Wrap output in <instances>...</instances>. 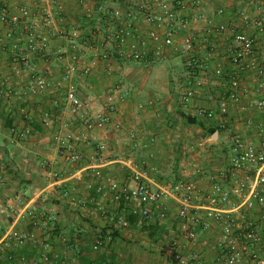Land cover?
<instances>
[{"label": "crops", "instance_id": "obj_1", "mask_svg": "<svg viewBox=\"0 0 264 264\" xmlns=\"http://www.w3.org/2000/svg\"><path fill=\"white\" fill-rule=\"evenodd\" d=\"M137 1L121 5L107 0H87L86 6L79 4L78 0H0V12L7 8L11 14H19L21 8H31L34 15L28 22L21 20L16 35L26 46L34 32L38 45L28 54L34 69L32 75L13 72L14 53L9 49L8 53L0 55V64L3 63L0 77L9 78L14 94L21 95L19 102L8 100L14 97L4 98L0 109V136L7 135L0 145V240L12 228L37 237L36 243L31 242L23 248H17L11 241L8 250L15 251L17 256L26 253L33 258L43 250V242L52 255L59 257L58 264H226L227 255L219 246L221 228L214 223L209 228H198V240L193 243L182 232L174 207H170L173 213L163 220L156 217L148 222L136 217L137 221L129 227L120 226L121 209L112 202L103 181L96 175L101 171L103 175L134 185V171L142 170L130 157L134 146L126 147V141L145 136L152 129L151 113L146 112L145 107L158 106L160 100L156 98V92H169V88L155 82L153 72L175 59L186 63L185 56L181 55L165 60L150 56L138 63L120 57L110 46L103 50L110 54L111 60L104 62L87 51L93 35H99L108 23L98 8H124L126 13L136 14L137 5L141 3ZM188 1L183 16L205 15L214 19L217 11L224 8L225 15L216 23L223 21L236 25L260 38L255 22L264 15V0ZM88 8L94 11L91 18L86 16ZM48 13L56 20L64 18L65 21H58L50 28L44 24L43 18ZM125 19L130 22L134 17ZM32 25L34 31L29 29ZM6 30V26L0 25V36ZM206 30L207 25L202 22L191 30L197 43L196 62L189 68L197 75V80L205 83L204 86L190 103H186L183 97L181 102L176 96L169 97L176 103V111L182 112L185 108L192 113L198 122L194 126L200 130L220 126L223 133L228 126L234 137L240 136L260 146L264 143V116L255 113L253 108L244 110L242 105L231 102L225 109L221 107L228 98V80L218 78L215 69L225 61L232 39L223 35L209 41ZM72 45L76 46L81 57L79 68L92 67L88 77H82L79 71L70 74L68 60L59 63L46 56L47 52L59 49L71 54L74 52ZM257 53L264 60L262 43ZM222 65L226 68V64ZM33 74L47 77L51 81L49 90L31 93ZM212 77L215 81L210 80ZM197 80L191 79L183 91ZM244 82L252 91L250 102L264 99V78L257 80L253 75H246ZM261 83L263 87H260ZM70 86L75 87V93L86 104L87 111L78 117H71L66 110L65 96ZM108 94L115 95L117 108L111 123L100 125L95 117L103 110ZM147 95L149 97L143 103L142 99ZM214 96L219 100L214 101ZM136 108L142 110L144 118L137 119ZM205 111L215 114L209 118L208 126L200 118L206 115ZM9 122L12 123L8 130ZM172 125L174 123L166 122L164 127L170 130ZM12 128H30L32 132L23 133L12 143ZM57 133L65 140L69 134L77 137L75 149L83 155L80 162L70 160L68 143H58L55 140ZM102 144L106 146L104 150L99 148ZM205 174L202 173L204 177L198 182L200 192L207 193L213 185L220 184L237 205L246 201L254 185V173L250 168L233 174L228 165L224 170L215 169L212 175ZM129 175L131 178H126ZM237 182L247 183L241 196L233 195ZM226 208L231 209V206ZM234 216L242 231L251 221L257 223L263 237L259 256L264 259V207L256 206L249 214L244 210L235 211ZM45 222L47 227L43 225ZM100 240L102 245L95 251L93 247ZM178 256L184 261L177 259ZM0 264H8L5 257L0 259ZM240 264L256 263L250 255H245Z\"/></svg>", "mask_w": 264, "mask_h": 264}, {"label": "built area", "instance_id": "obj_2", "mask_svg": "<svg viewBox=\"0 0 264 264\" xmlns=\"http://www.w3.org/2000/svg\"><path fill=\"white\" fill-rule=\"evenodd\" d=\"M107 1L127 5L134 0ZM78 2L87 6V0H78ZM188 3V0H145L137 5L136 14L126 13L124 8L109 10L100 6L98 12L107 19L108 23L106 29L101 31L99 35H93L87 51L93 57L104 62L111 60L110 54L103 50L107 46H110L120 57L138 63L144 62L150 56L165 60L173 55H181L185 56L187 65L191 67L196 62L194 53L197 43V39L191 30L195 25L202 22L207 25L206 32L209 41L216 36L223 35H229L232 39L227 57L222 63L226 64V68L220 64L215 69V75L218 78H227L228 80V102L225 100L221 107L225 109L227 104L231 102L242 105L244 110L253 108L255 113L264 116V99L250 102L252 91L244 82L246 75H253L257 80L264 78V60L257 53L259 44L262 43L264 55V15L255 22L260 34L259 38L236 25L227 24L223 21L216 23L219 18L225 15L224 8L217 11L214 19L205 15L198 17L183 16L182 12ZM93 14L94 11L88 8L86 16L91 18ZM33 15L34 13L29 7L21 8L19 14H11L7 8L0 12V25L7 27L3 36H0V55L8 53V49L14 53L12 70L17 75H32L34 72L28 54L38 48L37 37L32 32L33 37L25 46L22 45L21 40L16 35L21 20L24 19L28 22ZM127 16L129 18L134 17V19H131L130 22L126 21ZM242 17L248 19L246 15L242 14ZM43 18L44 24L50 28L55 26L58 21L60 23L65 21L64 18L56 20L51 13ZM27 26L29 27V24ZM29 29L34 31V26L32 25ZM72 50L74 52L71 54L62 49L56 52L49 51L46 56L59 63L68 60V72L70 74L79 71L82 77H88L92 67L85 66L80 69L81 57L78 55L76 46L72 45ZM204 84L201 80L191 83V86L184 93V101L190 103ZM50 87L51 81L47 77L34 76L30 91L34 94L43 93ZM260 87H263L262 83ZM14 92L10 85V79L1 78L0 100L12 97L11 94ZM65 97L66 110L71 117H78L87 111L85 102L75 93L74 86L68 88ZM115 99L113 94L105 96L103 110L95 117L98 124L108 125L111 123L117 108ZM248 101L250 102L249 105ZM204 113L209 118L215 117L213 111H205ZM87 125L91 127V124L87 123ZM10 132L12 143H14L23 133L30 134L32 129L12 128ZM55 140L58 143L63 141L68 143L72 162L77 163L83 159V155L75 149V143L78 142V139L74 134H69L65 140L60 133H57ZM99 148L104 150L106 146L102 144ZM245 168H250L253 171L254 185L248 192L246 201L239 205L220 184H215L209 192L202 193L197 183L179 181L175 184H161L152 179L148 171H134L133 186L121 182L115 177L103 175L101 171H98L96 175L103 181L112 202L118 208H121V204L124 202L134 217L142 218L148 222L156 217L163 220L169 214L170 207H174L176 219L179 221L182 232L191 242H197L198 228H209L214 223L221 228L219 246L227 255L226 264H240L245 255H250L256 264H264V259L259 256L263 237L257 223L251 221L247 228L242 231L238 227V219L234 216L235 211L244 210L245 213L249 214L256 206L264 207V143L257 146L237 136L230 155L229 170L233 174H237ZM246 189V182H237L234 186L233 195L241 196ZM172 204L173 206H171ZM226 206H231L232 210ZM118 222L122 227L130 226L126 209H121ZM43 225L47 227L46 222ZM11 241L17 248H23L31 242L36 243L37 237L34 234L21 232L14 228L8 230L0 240V259L5 257L8 264H58L59 257L52 255L48 246L43 242L41 243L43 246L41 253L29 258L26 253L17 256L15 251H9L8 247ZM101 245L102 241L100 240L94 245V250L98 251ZM177 259L184 261L179 256Z\"/></svg>", "mask_w": 264, "mask_h": 264}, {"label": "rangeland", "instance_id": "obj_3", "mask_svg": "<svg viewBox=\"0 0 264 264\" xmlns=\"http://www.w3.org/2000/svg\"><path fill=\"white\" fill-rule=\"evenodd\" d=\"M143 1L145 0H139L136 3ZM201 44L204 45V43ZM186 64L181 59H175L171 64L160 67L159 71L154 70L155 82H159L162 87L169 88V92H156V98L160 100L158 106L145 107L146 112L151 113L152 129L145 136L130 138L131 141H126V147L134 146L130 157L133 158L139 169L148 171L151 178L161 184H175L179 181L198 184L201 177H204L203 172L206 173L205 175H212V172L217 168L224 170L229 165L230 155L235 143L234 134L228 126L221 134L220 139V134H218V137H214L208 127L200 130L199 127L188 125L183 120L182 115L176 111V103L170 97L176 96L181 102L185 93L183 89L189 86L188 83L191 79L192 81L197 80V75H194ZM192 67H194V64ZM210 80L215 81V78L212 77ZM11 96L15 99L8 100L21 101L19 99L21 95L11 94ZM148 97V95L145 96L142 102L145 103ZM217 100H219L218 97L214 96V101ZM3 101L5 99L0 100V109L3 108L1 106ZM182 112L193 118L192 113L186 111L185 108ZM135 115L137 119L144 118L143 112L139 108H136ZM200 118L201 122L204 125L206 124L205 126L209 125L210 119L207 115H201ZM166 122L174 123L169 127L170 130L165 129ZM153 128L156 130H153ZM6 136H0V145L4 142ZM142 138H147V140L144 139V141ZM126 178H131V175ZM173 211H170L168 215H171Z\"/></svg>", "mask_w": 264, "mask_h": 264}, {"label": "trees", "instance_id": "obj_4", "mask_svg": "<svg viewBox=\"0 0 264 264\" xmlns=\"http://www.w3.org/2000/svg\"><path fill=\"white\" fill-rule=\"evenodd\" d=\"M188 68H189V67H188ZM188 68H187V69H188ZM188 70H189V69H188ZM179 113L182 115L183 120H184L188 125H196V124H198V122H197L196 119H194V118H192V117H190V116H187V115L184 114L183 112H179ZM9 123H10V124H9L10 126L7 127L8 130L11 128V123H12V122H9ZM210 131L213 133V135H214L215 133H219V134H221L222 131H223V128L219 126V127L212 128ZM120 209H126V211H127V219H128V221H129L130 225L137 221L136 217H134L133 215H131V213L129 212V210H128V208H127V206H126V204H125L124 202H122V204H121V208H120Z\"/></svg>", "mask_w": 264, "mask_h": 264}, {"label": "water", "instance_id": "obj_5", "mask_svg": "<svg viewBox=\"0 0 264 264\" xmlns=\"http://www.w3.org/2000/svg\"><path fill=\"white\" fill-rule=\"evenodd\" d=\"M214 137H218V133H215V134H214Z\"/></svg>", "mask_w": 264, "mask_h": 264}]
</instances>
